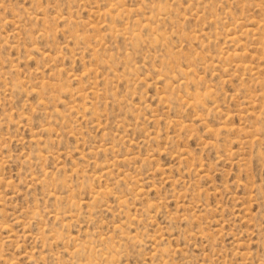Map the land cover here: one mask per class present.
Listing matches in <instances>:
<instances>
[{
    "label": "rangeland",
    "instance_id": "obj_1",
    "mask_svg": "<svg viewBox=\"0 0 264 264\" xmlns=\"http://www.w3.org/2000/svg\"><path fill=\"white\" fill-rule=\"evenodd\" d=\"M0 264H264V0H0Z\"/></svg>",
    "mask_w": 264,
    "mask_h": 264
},
{
    "label": "bare ground",
    "instance_id": "obj_2",
    "mask_svg": "<svg viewBox=\"0 0 264 264\" xmlns=\"http://www.w3.org/2000/svg\"><path fill=\"white\" fill-rule=\"evenodd\" d=\"M244 65V64H243ZM236 68V67H235ZM187 74V73H186ZM129 162V161H128ZM97 194V193H96ZM121 206V205H120ZM125 206V205H124ZM123 207V206H122ZM122 209V208H121ZM24 226V225H23Z\"/></svg>",
    "mask_w": 264,
    "mask_h": 264
}]
</instances>
